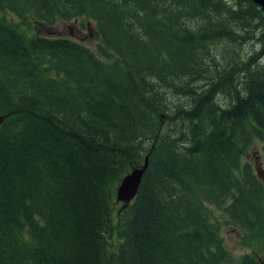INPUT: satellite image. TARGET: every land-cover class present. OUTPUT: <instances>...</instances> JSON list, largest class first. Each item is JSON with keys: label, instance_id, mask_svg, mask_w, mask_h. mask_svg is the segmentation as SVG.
Returning <instances> with one entry per match:
<instances>
[{"label": "trees", "instance_id": "trees-1", "mask_svg": "<svg viewBox=\"0 0 264 264\" xmlns=\"http://www.w3.org/2000/svg\"><path fill=\"white\" fill-rule=\"evenodd\" d=\"M4 12L87 19L101 43L29 37ZM262 17L251 0H0V264H264V185L241 161L264 141V68L230 46Z\"/></svg>", "mask_w": 264, "mask_h": 264}, {"label": "rangeland", "instance_id": "rangeland-1", "mask_svg": "<svg viewBox=\"0 0 264 264\" xmlns=\"http://www.w3.org/2000/svg\"><path fill=\"white\" fill-rule=\"evenodd\" d=\"M227 5H233L236 0H224ZM9 21L16 23L18 26H21L23 29V33L27 36H41L45 38H66L70 39L78 44L84 45L91 49L94 53H97V47L101 43L100 36L96 31V26L93 21L87 19H72V20H64L60 18H56L54 24L47 25L45 23H41V21H37L35 17L26 14L25 20L22 22L11 12L3 13ZM264 26V17L261 18ZM260 21L259 18L255 20V23ZM15 24V25H16ZM196 27V26H193ZM240 33V32H237ZM252 39L241 42L242 44L233 45L232 47H236L241 54V57L249 58L256 57L255 62L257 63L255 66H261L264 68V30L259 31L258 28H254V30L250 33ZM263 34V35H262ZM261 38L263 40H261ZM216 53V52H215ZM218 102L222 103L221 99H217ZM242 162H248L257 176L260 173V177H258L264 185V141L253 140L248 146L247 150L242 156ZM122 204H116L114 206V217L115 224H117L118 214L120 211V207ZM212 216L215 218H220L219 213L215 211V209L209 206ZM118 212V213H117ZM220 221V236L223 240L224 248L234 257L241 258L244 255L251 256L252 250L251 248H245L240 244V232L235 228L230 227L229 225L222 224V219ZM111 242L113 244H117L118 240L113 233ZM116 249V246H113Z\"/></svg>", "mask_w": 264, "mask_h": 264}, {"label": "water", "instance_id": "water-1", "mask_svg": "<svg viewBox=\"0 0 264 264\" xmlns=\"http://www.w3.org/2000/svg\"><path fill=\"white\" fill-rule=\"evenodd\" d=\"M255 5H257L264 13V0H251ZM5 117L0 116V126L3 123ZM148 165V156L145 157L144 163L139 168L131 170L127 175H125L120 184L118 185L115 193V202L121 203V209L127 207L136 197L138 188L140 186L142 177ZM260 177V173L257 174ZM120 209V210H121Z\"/></svg>", "mask_w": 264, "mask_h": 264}]
</instances>
